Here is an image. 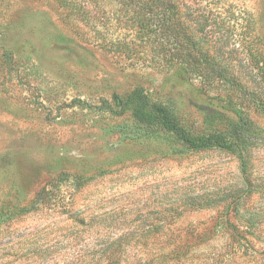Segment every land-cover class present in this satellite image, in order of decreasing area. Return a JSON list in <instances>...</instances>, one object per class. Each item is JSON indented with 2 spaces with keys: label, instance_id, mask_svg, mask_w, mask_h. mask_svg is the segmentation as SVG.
I'll return each instance as SVG.
<instances>
[{
  "label": "rangeland",
  "instance_id": "1",
  "mask_svg": "<svg viewBox=\"0 0 264 264\" xmlns=\"http://www.w3.org/2000/svg\"><path fill=\"white\" fill-rule=\"evenodd\" d=\"M96 1L77 16L0 0V264H264V115L251 111L248 181L235 152L137 124L119 107L136 86L195 134L216 93L172 76L119 0ZM180 1L264 57V0Z\"/></svg>",
  "mask_w": 264,
  "mask_h": 264
},
{
  "label": "trees",
  "instance_id": "2",
  "mask_svg": "<svg viewBox=\"0 0 264 264\" xmlns=\"http://www.w3.org/2000/svg\"><path fill=\"white\" fill-rule=\"evenodd\" d=\"M119 1L126 11L121 14L122 21L134 27L140 35L137 38L147 41L156 57L165 58L164 65L172 76L188 83L198 80L200 83L196 88L202 94L216 93L208 103L203 131L199 134L193 133L182 122L170 104L154 100L142 86L124 93L119 107L130 112L137 124L165 132L182 148L216 147L235 152L248 181V153L255 134L251 111L264 115V57L261 50L251 42L240 45L235 40L230 43L238 34L235 24L227 25V16L222 15L220 20L211 18L191 6L183 8L180 0ZM62 2L77 16L91 15L93 6L100 4L96 0H74L71 7L68 0ZM187 18L191 21L189 24ZM213 23L219 29L210 33L207 27ZM246 32L244 29L240 36L244 37ZM210 34L212 39L217 38L215 43L209 42ZM112 47L126 54L134 46L131 41L116 39ZM233 57H238L239 62L234 63ZM241 67L251 70V75H245ZM108 107L112 108L111 105Z\"/></svg>",
  "mask_w": 264,
  "mask_h": 264
}]
</instances>
